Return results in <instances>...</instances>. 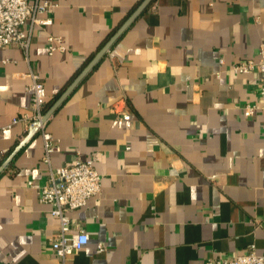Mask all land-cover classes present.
<instances>
[{
    "label": "crops",
    "instance_id": "0c3cea01",
    "mask_svg": "<svg viewBox=\"0 0 264 264\" xmlns=\"http://www.w3.org/2000/svg\"><path fill=\"white\" fill-rule=\"evenodd\" d=\"M36 1L50 24L23 25L28 58L0 49V166L28 135L12 121L30 114L29 69L46 112L140 0ZM49 36L66 51L48 55ZM261 48L264 0H154L50 115L49 164L36 134L0 173V264H60L58 220L29 183L92 157L101 191L68 215L88 243L67 264L264 256V113L244 116L260 76L229 71Z\"/></svg>",
    "mask_w": 264,
    "mask_h": 264
},
{
    "label": "built area",
    "instance_id": "2783aa9c",
    "mask_svg": "<svg viewBox=\"0 0 264 264\" xmlns=\"http://www.w3.org/2000/svg\"><path fill=\"white\" fill-rule=\"evenodd\" d=\"M48 6L47 2L39 4L36 1L30 4L28 0H0V49L14 45L28 58L31 39L29 34L23 32L22 27L28 20L31 24L39 26L49 25L50 20L36 18V14L43 13ZM46 47L48 55L66 51L61 37H47ZM219 64L222 65L223 62L220 61ZM229 71L240 75L252 72L259 74L261 82L259 105L246 106L244 116L250 117L257 110L264 113V49L259 50L256 60L248 59L233 63ZM28 77L30 79L27 88L30 93V114L13 119L12 124L22 123L26 134L34 131L41 136L44 162L49 164V155L58 148L54 144L52 135L46 130L47 120H44L46 92L43 82L32 69H29ZM7 128L9 127H4L2 130ZM94 163L93 157L87 161L77 159L71 165L50 168L45 185L29 183V187L36 191L39 203L50 205L52 215L58 220V232L51 239L50 245L58 256L60 264H67L68 257L88 243L87 234L81 230L68 234L70 229L68 215L84 207L88 199L100 193V177ZM103 248L102 244H98L97 252H103ZM202 264H264V256L258 255L254 245H250L243 254L232 258L209 259Z\"/></svg>",
    "mask_w": 264,
    "mask_h": 264
},
{
    "label": "water",
    "instance_id": "95a60500",
    "mask_svg": "<svg viewBox=\"0 0 264 264\" xmlns=\"http://www.w3.org/2000/svg\"><path fill=\"white\" fill-rule=\"evenodd\" d=\"M154 0H142L136 8L129 14V16L122 22L115 33L108 39V41L96 52L89 63L83 68L73 82L64 90V92L55 100L44 114V120H48L50 115L66 100L76 85L92 70V68L101 60V58L108 52L114 42L126 31V29L148 8ZM36 133L31 131L19 146L8 156V158L1 164L0 173L13 160L16 153L29 141Z\"/></svg>",
    "mask_w": 264,
    "mask_h": 264
},
{
    "label": "trees",
    "instance_id": "16d2710c",
    "mask_svg": "<svg viewBox=\"0 0 264 264\" xmlns=\"http://www.w3.org/2000/svg\"><path fill=\"white\" fill-rule=\"evenodd\" d=\"M141 1H142V0H140V1H139V2L133 7V9L130 11V13L136 8V6H137ZM130 13H129V14H130ZM129 14L127 15V17L129 16ZM127 17H126V18H127ZM126 18H125V19H126ZM120 25H121V24H119L118 27H119ZM118 27H116V29H114V30L109 34V36H108V37H107V38L101 43V45H100L99 48H102V46H103V45L108 41V39L114 34V32L118 29ZM90 58H91V57H90ZM90 58H89V59H90ZM89 59H88V60H89Z\"/></svg>",
    "mask_w": 264,
    "mask_h": 264
}]
</instances>
